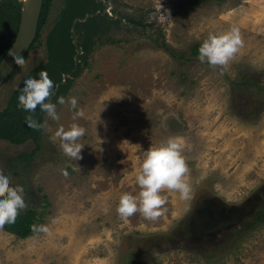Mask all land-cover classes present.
<instances>
[{"label": "rangeland", "instance_id": "374dc122", "mask_svg": "<svg viewBox=\"0 0 264 264\" xmlns=\"http://www.w3.org/2000/svg\"><path fill=\"white\" fill-rule=\"evenodd\" d=\"M190 2L52 0L0 88V111L23 75L48 62L49 34L72 19L55 42L62 68L71 69L51 99L77 97L84 146L75 160L54 135L73 122L69 105L57 103L59 120L44 113L41 149L10 173V184L23 187L49 231L21 237L0 226V264H264V222L245 229L264 209V0ZM91 16L89 36L79 27ZM233 24L243 44L228 66L200 62L193 46ZM88 36L86 54L80 43ZM62 68L47 70L53 81ZM168 137L183 143L190 198L163 190L156 220L121 218L119 197L139 191L144 152ZM35 147L33 139H0V168Z\"/></svg>", "mask_w": 264, "mask_h": 264}, {"label": "clouds", "instance_id": "9594fccd", "mask_svg": "<svg viewBox=\"0 0 264 264\" xmlns=\"http://www.w3.org/2000/svg\"><path fill=\"white\" fill-rule=\"evenodd\" d=\"M239 28L233 24L229 29L220 32H209L198 47L197 57L200 62H206L211 67L226 68L242 46ZM10 54L16 61L23 59L22 51L12 49ZM56 84L46 70H40L38 76L26 73L22 77V84L17 92V102L29 113L35 112L37 106L52 120H59L57 103L67 104L73 109V122L67 127L61 125L55 131L59 138L62 152L75 160L81 156L80 137L85 128L76 122V118L83 115V110L77 107L76 96L60 95L56 102L51 97L55 93ZM29 127L43 129L45 124L35 119L31 114L25 117ZM183 143L177 137H168L158 145L150 146L143 155L135 181L139 186L138 192H125L119 197L116 212L121 218H127L134 213H140L147 220L154 221L161 214L165 199L163 190H175L182 199L190 198V184L187 173L188 165L183 155ZM10 173L0 168V226L12 224L17 215L26 207L24 189L20 185L10 184ZM34 233H47L46 223L33 224Z\"/></svg>", "mask_w": 264, "mask_h": 264}, {"label": "trees", "instance_id": "16d2710c", "mask_svg": "<svg viewBox=\"0 0 264 264\" xmlns=\"http://www.w3.org/2000/svg\"><path fill=\"white\" fill-rule=\"evenodd\" d=\"M51 2L52 0H43V6L39 19L37 36L40 33L42 26L44 25V22L47 18ZM200 2H202V0H191L190 3L197 4ZM86 3L87 2L81 3V6H83ZM21 14H22L21 0H0V61L7 53V51L13 44L18 34L20 22H21ZM71 20L72 19H70V22L62 23L58 27L59 31L65 29V27H69L71 24ZM92 23H93V17L91 16L86 21L81 22L80 23L81 25L79 24L80 25L79 31L84 30L86 31L87 35L90 36L94 32ZM58 29L55 28V30H53L47 38L48 47H49L48 62L39 67L41 68V70L43 69L47 71L51 68L59 69L63 67L62 65L63 62L60 60L58 56L59 54L56 52L57 49L55 42L58 35L57 32ZM89 36H88V40H84L83 42L81 41L80 43L83 52L86 54H88V52L91 51L93 46L92 42L89 41L90 40ZM199 44L200 43L195 44L193 46L194 54H197ZM25 57L26 55L23 57L21 62L16 66V68L14 69V71L12 72V74L9 76L8 79L14 76L17 69L24 61ZM39 68L33 69L31 74L33 76L36 75L39 71L38 70ZM70 69L62 68L60 70L59 78L54 82L55 83L60 82L62 80L63 73L69 72ZM20 87L14 92L9 102V105L5 109L0 111V139H6L12 143H17V144H22L28 141L29 139H33L36 142V147L31 152L23 151L18 156L8 157L7 162L5 163V167L7 168V171L9 173H15L16 170H19L18 165H20L21 168L22 165L24 168H28L29 163H31V160L41 149V146L39 144V139L42 130L29 127L28 124L26 123L25 117L31 114L35 119L41 121L44 113L39 109V106H37L35 112L32 113H29L23 107L21 108L18 107L17 92L21 90ZM263 222H264V209L258 210L256 212L254 220H246L245 229L251 230ZM41 223H45L44 214L42 212H39L37 208H34L32 206H26L23 210L19 212L14 223L12 224L6 223L3 226L7 231L13 232L21 237H27L29 235L36 234L32 231L31 226L33 224H41Z\"/></svg>", "mask_w": 264, "mask_h": 264}, {"label": "water", "instance_id": "95a60500", "mask_svg": "<svg viewBox=\"0 0 264 264\" xmlns=\"http://www.w3.org/2000/svg\"><path fill=\"white\" fill-rule=\"evenodd\" d=\"M21 1L22 14L18 34L11 47L0 61V88L7 82L9 76L21 62L16 61L10 54V51L14 48L21 50L24 57L30 51L31 45L38 33L43 0H30V4H27L26 0Z\"/></svg>", "mask_w": 264, "mask_h": 264}, {"label": "bare ground", "instance_id": "6f19581e", "mask_svg": "<svg viewBox=\"0 0 264 264\" xmlns=\"http://www.w3.org/2000/svg\"><path fill=\"white\" fill-rule=\"evenodd\" d=\"M27 4H30V0H26Z\"/></svg>", "mask_w": 264, "mask_h": 264}, {"label": "flooded vegetation", "instance_id": "af4514ba", "mask_svg": "<svg viewBox=\"0 0 264 264\" xmlns=\"http://www.w3.org/2000/svg\"><path fill=\"white\" fill-rule=\"evenodd\" d=\"M8 80H9V79H8ZM8 80H7V81H8Z\"/></svg>", "mask_w": 264, "mask_h": 264}]
</instances>
